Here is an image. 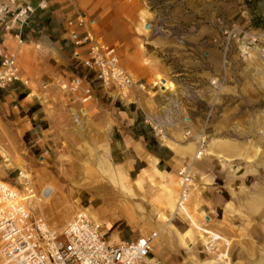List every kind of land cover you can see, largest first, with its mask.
<instances>
[{"label": "rangeland", "instance_id": "1", "mask_svg": "<svg viewBox=\"0 0 264 264\" xmlns=\"http://www.w3.org/2000/svg\"><path fill=\"white\" fill-rule=\"evenodd\" d=\"M122 2L131 4L130 0ZM148 6L150 11L155 13L152 20L147 22L148 27L155 31V38L167 39L174 45L173 49L176 48L166 52L168 55L164 56L168 57L177 55L175 50L178 49L175 46L192 45V42L187 43L186 40L204 26L209 27L211 16L215 36L211 40L203 38L199 43L204 47L211 43L216 48L221 68L212 77L203 79L200 88L204 89L206 96L213 94L209 82L217 79L219 91L215 92L216 96L219 98L226 95L231 98L226 101V105L233 116L228 119L229 127H219L221 121L215 120V124L218 123L219 126L206 132L207 143L211 140L227 141L240 148L250 145L249 155L254 158L253 172L250 173L249 170V173H246L247 165L241 160L222 164L216 158L204 156L192 164L193 186L187 203L181 212L177 213L175 208L179 194L178 171L190 158L179 159L177 167L172 169H164L162 166L159 169L157 165L158 170L172 174L175 181L176 201L173 213H169L162 192L155 187L154 179L146 184L147 180L143 177L148 176L146 173L140 175L141 170L146 168L145 162L135 157L130 150L125 151L119 140L120 134L117 130L121 124L112 92H109V95L94 83L93 101L86 106L69 102L58 86L49 88L48 99L44 103L48 118L44 126L46 131L41 133L35 128L34 121H31V130L19 138L18 142L10 141L11 148L0 146V180L21 190L17 174L19 170L25 171L31 182L32 196L29 207L32 213L42 214L56 229L62 228L79 210L87 209L93 220L104 229L106 224H110L112 231L124 230L127 241L156 233L154 248L158 247V243H164V249L172 257L169 264H198L197 256L206 257L215 261V264H230L231 243H228L227 239L206 245L198 238L196 231L195 237H187L184 240V243L191 244L189 249L179 241V237L190 229L187 218L191 222L196 221L201 228L214 232L209 228L207 215L203 213V192L214 184L219 185V178L225 172L243 178L241 192L249 198L251 208L264 203L262 196H259L258 200L253 196L264 194V85L257 73L258 61L261 60L257 58V54L264 51V40L259 38L250 50L243 52V47L246 46L244 34L255 36L263 31L264 27L260 26L257 19H250L256 9L254 0H148ZM174 17L180 21L173 20ZM85 22L88 25V22ZM6 26L2 25L0 30ZM97 40L105 43L101 39ZM30 68L27 67L28 70ZM73 76H86L91 79V76L72 61L69 73L63 74L62 78ZM156 82L158 81L155 80L149 86ZM188 93L192 94L190 91ZM150 96L162 98L166 93ZM173 96L176 94L173 93ZM19 97L18 100L24 98ZM130 99L131 96L122 102L127 103ZM177 101L178 108H167L166 118L161 110L158 111V116L163 117V139L180 144L194 143L193 140L183 139L184 131L189 127V124L183 123V119L193 118L189 116V112H193L198 117L196 123L200 122L204 119L208 107L200 100L186 104L183 103L184 98ZM37 109L39 106H33L26 115L33 117ZM81 109L86 111L84 117L79 113ZM4 123L6 122L0 110V132ZM147 137L155 143V146H152L154 152L150 153L144 148L147 154L156 155L160 146L166 148L161 141L153 137L149 129ZM255 148L258 149L257 153ZM123 150L125 156L122 155L121 159L119 152ZM2 154H5L6 158H3ZM236 168L238 170L234 172ZM153 174L154 177L161 178L155 174L154 169ZM188 213L194 218L189 217ZM160 214L168 220L161 215L160 219L164 220L162 222L159 219ZM131 216H134L135 220L132 225L125 221ZM260 221L264 225V218ZM106 239L109 240L110 237ZM197 251L204 253L198 255Z\"/></svg>", "mask_w": 264, "mask_h": 264}, {"label": "crops", "instance_id": "2", "mask_svg": "<svg viewBox=\"0 0 264 264\" xmlns=\"http://www.w3.org/2000/svg\"><path fill=\"white\" fill-rule=\"evenodd\" d=\"M26 1L34 10L27 22L20 27L11 25L8 20L6 28L0 30V47L14 54L19 70V81L0 90V110L6 122L0 132V146L11 148L10 141L18 142L19 138L31 130V121H34L35 128H38L41 133L46 131L44 126L48 118L44 103L48 99L49 88L57 86L63 80V74L69 73L72 54L76 50L74 37L71 35L74 34L75 39L78 40L84 36L85 31H90L96 39L116 46L122 69L134 81L149 86L157 80L161 84V94L166 93V96L162 98L150 96L156 94L149 87L146 92L138 93L136 97L131 96L127 103L116 98L114 102L121 124L117 133L120 134L119 140L124 150H130L135 157L145 162L146 168L141 170L140 175L143 176V173H146L148 177H143L147 180L146 184L154 179L155 187L162 192L166 209L169 213H173L176 201L174 177L166 171L158 170L156 166L161 164L164 169H172L177 167L179 159L189 157L192 160L195 144L193 142L180 144L165 138L161 140V144L166 148L160 146L157 148L156 155L150 154V156L144 149L147 144L141 134L147 136L148 128L144 124L145 119L154 118L163 122V117H167V108L177 109V100H183V98L185 104L200 100L208 108L213 107V117L208 124V130L219 126L218 123L215 124L216 119L221 121L219 127H229L228 119H231L233 115L228 111L226 101L231 98L226 95L218 98L211 88L213 94L206 96L204 89L200 88L203 79L212 77L221 68L216 48L211 43L208 47L199 43L203 38L211 40L215 36L211 16L209 27L204 26L186 40L187 43L192 42V45L175 46L178 49L175 50L177 55L168 57L164 56L168 55L166 52L174 51L176 48L173 49L174 45L167 39L155 38V31L148 27L147 22L155 15L150 11L148 0H130L131 4H124L122 0ZM254 2L256 9L253 11L254 16H250V19H257L260 26L264 27V0H254ZM78 16L89 24L85 27H69L68 22L74 23ZM173 20L180 21L175 17ZM84 50V47L78 49V51ZM262 56L264 52L261 56L257 55V58L261 59L258 61L257 73L261 76L264 85V57ZM27 67H31L30 70ZM174 90L178 93L173 92ZM189 91L192 94L188 93ZM172 92L176 96H173ZM219 93L221 95V92ZM21 95H24V98L18 100ZM33 106H39V109L33 117L29 118L26 114ZM159 110L162 111L163 117L158 116ZM189 116L193 118L183 119L184 124H189L187 129H197L202 125L203 120L196 123L198 117L193 112H189ZM165 141L167 142L164 143ZM124 150L119 152L121 159ZM209 150V157L220 160L222 164L241 160L247 165L246 173H249V170L250 173L253 172L254 158L249 155L250 145L240 148L227 141L211 140ZM254 150L258 152L257 148ZM2 156L6 158L5 154ZM153 169L161 178L154 177ZM237 170L238 168L233 171ZM219 179L221 181L219 185L214 184L203 192L205 198L203 213L207 215L209 228L218 235L201 228L196 221L191 222L187 218L190 229L180 235L179 241L184 243L187 237H195L196 231L198 238L202 239L206 245L224 241L223 238H225L228 243H231L230 264H264V225L260 221L264 218V203L259 207L251 208L249 198L241 192V184L244 181L241 176L225 172ZM253 196L257 200L259 196L264 198V194L259 193ZM131 212L134 213V210L131 209ZM161 215L164 216L160 214L159 219ZM190 216L193 217L189 214ZM125 221L131 225L135 224L134 216ZM161 221L164 222L163 218ZM106 225V238L110 237L108 241L113 243L127 241L124 230L112 231L110 224ZM184 245L191 249L189 247L191 244L184 243ZM163 246V242L158 243L157 248H154L153 244L152 256L158 264H169L172 257ZM197 252L198 255L204 253ZM197 262L198 264L216 263L200 256H197Z\"/></svg>", "mask_w": 264, "mask_h": 264}, {"label": "built area", "instance_id": "3", "mask_svg": "<svg viewBox=\"0 0 264 264\" xmlns=\"http://www.w3.org/2000/svg\"><path fill=\"white\" fill-rule=\"evenodd\" d=\"M33 12L26 0H0V27L7 24L8 20L11 25L22 27ZM86 25L80 16L74 23L68 22L69 27ZM71 36L74 37L76 47L72 61L91 79L73 76L58 83L59 90L69 102H78L81 106L91 103L94 83L109 95L112 92V96L119 101L127 100L130 96L136 97L149 87L155 94L163 95L159 82L146 86L134 81L122 69L116 47L100 42L90 31H85L84 36L78 40L74 34ZM244 38L245 53L259 38L264 40V30L255 36L245 33ZM82 47L85 50L78 51ZM17 81L19 70L16 58L0 47V90ZM209 84L215 92L219 91L217 79L211 80ZM213 111L212 106L207 109L199 128L184 131L183 139L194 141L196 155L194 160H190L178 171L177 213L187 203L193 186L192 164L205 156L206 132ZM79 113L83 117L86 115L84 109ZM144 124L156 140L161 141L165 136L163 122L147 118ZM17 179L21 190L0 180V264H158L152 256L156 233L132 241L110 242L106 240L103 226L93 220L87 209L79 210L62 228L56 229L42 214L32 213L29 207L32 196L30 179L20 170Z\"/></svg>", "mask_w": 264, "mask_h": 264}, {"label": "trees", "instance_id": "4", "mask_svg": "<svg viewBox=\"0 0 264 264\" xmlns=\"http://www.w3.org/2000/svg\"><path fill=\"white\" fill-rule=\"evenodd\" d=\"M24 96H20L19 98L20 99H22ZM143 137H144V140H145V142H146V144H147V146H146V150L148 151V152H154L153 151V149H152V146H155V143H154V141L152 140V139H149L145 134H141ZM160 167H161V164H159V169H160Z\"/></svg>", "mask_w": 264, "mask_h": 264}, {"label": "bare ground", "instance_id": "5", "mask_svg": "<svg viewBox=\"0 0 264 264\" xmlns=\"http://www.w3.org/2000/svg\"><path fill=\"white\" fill-rule=\"evenodd\" d=\"M263 52L264 51H262V52H260L259 54H257V55H260L261 56V54H263ZM262 57H264V56H262ZM161 85V84H160ZM163 139V137L161 138V140ZM207 150H206V152H205V156H209L210 155V150H209V144L207 143ZM196 149V148H195ZM194 156H193V159L192 160H194L195 159V155H196V150H194V154H193ZM26 176H27V178L29 179L30 177H29V175L28 174H26L25 173V171H22ZM110 177V176H109ZM177 203V202H176ZM183 208V207H182ZM182 208H180V210L178 209V213H180L181 212V210H182ZM175 211H177V205H176V208H175Z\"/></svg>", "mask_w": 264, "mask_h": 264}]
</instances>
